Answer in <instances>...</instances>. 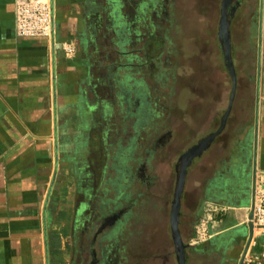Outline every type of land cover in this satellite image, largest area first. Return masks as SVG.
Here are the masks:
<instances>
[{"label": "rangeland", "instance_id": "1", "mask_svg": "<svg viewBox=\"0 0 264 264\" xmlns=\"http://www.w3.org/2000/svg\"><path fill=\"white\" fill-rule=\"evenodd\" d=\"M98 3L97 36L116 39L103 42L104 57L100 60L111 63L117 51L137 52L122 57L123 64L131 65L127 68L129 81L123 78L129 76L123 69L122 73L118 67L115 73L100 69L97 76L105 94L102 111L85 134L80 161L62 166L59 151H55L51 182L44 191V207L51 208V216L43 218L48 264H73L77 234L86 217L94 214L101 218L120 209L124 210L121 220L102 235L111 241L104 242V256L110 264H178L170 226L177 165L199 140L218 130L232 88L226 52L219 39L227 1ZM258 7V0H242L228 26L236 93L227 125L211 148L200 158L194 157L186 169L178 224L181 239L188 245L186 264L191 247L206 245L217 222H225V211L235 214L212 202H220L226 195L237 199L236 187L230 185L224 169L232 151L226 137L232 136L233 129L235 136L240 130L241 143L243 120H248L246 128L253 124L254 85L244 74L256 64V41L251 42L250 37H257ZM111 25L113 32L109 31ZM119 37L124 46L114 50ZM108 81L115 82L113 89L106 88ZM80 168L86 179L79 182ZM225 181L229 185L221 189L219 183L225 185ZM96 194L99 197L95 199ZM241 204L234 203V208H241ZM248 207L242 209L244 213ZM212 213L214 217H209ZM245 217L239 229L246 227ZM200 222L206 224L204 233L197 232ZM257 241L262 243L264 235ZM193 257L203 255L195 253Z\"/></svg>", "mask_w": 264, "mask_h": 264}, {"label": "crops", "instance_id": "2", "mask_svg": "<svg viewBox=\"0 0 264 264\" xmlns=\"http://www.w3.org/2000/svg\"><path fill=\"white\" fill-rule=\"evenodd\" d=\"M14 3L0 0V264H48L43 218L51 216V208L44 207V191L51 182L55 151H59L62 166L80 161L85 134L102 111L105 94L97 76L100 69L111 73L117 67L121 73L123 69L129 81L127 68L131 65H118L122 63L121 51L115 52L111 63L100 60L104 57L103 42L116 39L97 36L101 16L98 0H52L56 46L40 38L17 35ZM129 5L131 8L132 3ZM258 6L257 37H250L251 42L256 41V64L244 74V79L254 85L253 124L246 128L248 120H243L241 143L240 130L236 136L234 129L231 132L232 151L224 168L230 184L233 175L241 177V187L251 181L254 184L255 174L264 170V0H258ZM113 28L111 25L109 31ZM119 39L114 50L124 46ZM64 42L75 44L72 56L62 50ZM106 83L113 89L114 81ZM82 179L86 175L80 168L79 182ZM212 203L235 214L225 211V222H217L209 242L200 249L191 247L189 264H238L248 238L247 225L244 229L238 226L244 221L247 212L242 209L248 204L234 208L228 199ZM257 239L251 251L263 248L264 241ZM195 253L203 258L196 259Z\"/></svg>", "mask_w": 264, "mask_h": 264}, {"label": "built area", "instance_id": "3", "mask_svg": "<svg viewBox=\"0 0 264 264\" xmlns=\"http://www.w3.org/2000/svg\"><path fill=\"white\" fill-rule=\"evenodd\" d=\"M54 19L52 0H15L14 29L20 37L40 38L56 46ZM61 47L66 56H72L76 50L71 42H64ZM248 223L252 225L253 234L241 264H264V245L260 251H251L256 239L264 235V170L255 174L252 207H248L245 217V224ZM205 226V222H200L197 232L204 233Z\"/></svg>", "mask_w": 264, "mask_h": 264}, {"label": "flooded vegetation", "instance_id": "4", "mask_svg": "<svg viewBox=\"0 0 264 264\" xmlns=\"http://www.w3.org/2000/svg\"><path fill=\"white\" fill-rule=\"evenodd\" d=\"M241 3H242V0H231V1L227 2L226 9H225V16H224V20L227 22V27L231 24L233 17H234V14H235V11ZM165 15H166V13H165ZM225 37H226L225 34L222 33L221 36L219 37V39H220V43H221L223 50H225V52H226V38ZM230 43H231V37H230ZM134 52H137V51L136 50L125 51V52L121 51L120 56H125L127 54H131ZM124 64L130 66V64H128V63L127 64L124 63ZM124 64L121 62L118 63V65H120V66L124 65ZM123 78L128 80V78L125 75L123 76ZM106 88H108L110 90L109 85H107ZM107 94H108L107 96L110 97L109 94H111V92L107 91ZM227 118H228V116H227ZM226 125H227V119L225 122V126ZM218 137H220V134H218L214 137L211 144L207 147L206 150H204L202 152V154L211 148L212 144L215 143V141L217 140ZM229 141L232 143L233 139H232V136L227 134L226 143ZM198 142H200V140ZM202 154H201V156H202ZM201 156H199L198 158H200ZM195 159H193V160H195ZM193 160L191 161V163L193 162ZM230 173H231V171H230ZM232 177H233V180H231L230 185H232V186L235 185V187H236L235 190L236 191H242V195H240L241 193L239 192L236 194L237 199L228 198L227 195L223 199H228V202L231 201V203H237V204H241V203L249 204V203H251L253 181H251V183L249 185H246V187H243V186L241 187V185H239L243 182L241 177L236 176V175L235 176L233 175ZM226 181L224 183L225 185H223V188L220 186L221 189L225 188V186L227 184ZM93 197L96 199L99 197V194H96ZM123 212H124V210L120 209L116 212L113 211L108 215L102 216L101 218L100 217L95 218L96 215H94V214L88 215V217H86V219L82 225L81 231L77 234L76 248H75L76 252L74 253L73 264H84V263L85 264H110L109 261L107 260V258L104 256L105 255L104 250L106 249L104 242L105 243H107V242L111 243V241H109V240L105 241L104 237H102V235L106 231L107 228H111L112 226H115V224H117L121 220V216H122Z\"/></svg>", "mask_w": 264, "mask_h": 264}, {"label": "water", "instance_id": "5", "mask_svg": "<svg viewBox=\"0 0 264 264\" xmlns=\"http://www.w3.org/2000/svg\"><path fill=\"white\" fill-rule=\"evenodd\" d=\"M227 2L229 0H226ZM223 25L224 28H226V33L224 31V28L222 30V33L225 34L226 36V62L229 65L230 68V73H231V77H232V88H231V93H230V98H229V103H228V108L223 116L222 122L220 127L218 128V130L212 134H210L208 137H206L205 139H203L202 141H200L196 146H194L193 148H191L190 150H188L182 157L181 161L178 163L177 165V178H176V186H175V190H174V198L172 201V207H171V212H170V226H171V234H172V239L175 245V251L177 253V262L178 264H186L185 262V248L188 246L186 244L183 243L181 236H180V232H179V228H178V224H179V215H180V199H181V194L183 191V186H184V182H185V174H186V169L187 166L190 164L191 160L194 157H198L201 155V153L210 145V143L212 142V140L214 139V137L216 135H218L220 132H222V129L225 126V122L227 119V116L231 110L232 107V103H233V99L235 96V90H236V79H235V71L233 68V64H232V60H231V55H230V47L228 45V43L230 42V35H229V30L227 27V22L225 20H223ZM254 134H256V126L254 128ZM180 164L183 165V170L182 171V175H181V180L179 183V168H180ZM253 193H254V184H252V198H253ZM252 198H251V203H250V207H252ZM175 199H176V209H174L175 207ZM175 210V221L173 220V212ZM249 217H251V212H249ZM247 233H248V238L246 240L245 246L243 248V251L241 253L240 259L238 264L242 263L243 257L249 247V243L253 234V228L251 223H248L247 225Z\"/></svg>", "mask_w": 264, "mask_h": 264}, {"label": "bare ground", "instance_id": "6", "mask_svg": "<svg viewBox=\"0 0 264 264\" xmlns=\"http://www.w3.org/2000/svg\"><path fill=\"white\" fill-rule=\"evenodd\" d=\"M179 183H180V180H181V175H182V171H184L183 170V165L182 164H180V168H179ZM174 209L175 210H177L176 209V199H175V207H174ZM175 210H174V212H173V220L175 221Z\"/></svg>", "mask_w": 264, "mask_h": 264}, {"label": "trees", "instance_id": "7", "mask_svg": "<svg viewBox=\"0 0 264 264\" xmlns=\"http://www.w3.org/2000/svg\"><path fill=\"white\" fill-rule=\"evenodd\" d=\"M187 256V255H186Z\"/></svg>", "mask_w": 264, "mask_h": 264}]
</instances>
